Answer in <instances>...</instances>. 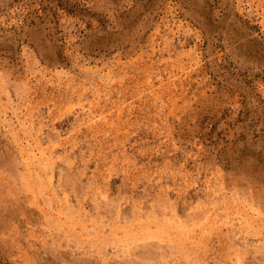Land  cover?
Instances as JSON below:
<instances>
[{
	"label": "rangeland",
	"instance_id": "1",
	"mask_svg": "<svg viewBox=\"0 0 264 264\" xmlns=\"http://www.w3.org/2000/svg\"><path fill=\"white\" fill-rule=\"evenodd\" d=\"M75 1L0 0V264H264V0H80L96 57Z\"/></svg>",
	"mask_w": 264,
	"mask_h": 264
},
{
	"label": "trees",
	"instance_id": "2",
	"mask_svg": "<svg viewBox=\"0 0 264 264\" xmlns=\"http://www.w3.org/2000/svg\"><path fill=\"white\" fill-rule=\"evenodd\" d=\"M65 4H59L60 9L66 12L73 18H76L78 21L73 23V31L77 34L78 39L74 43L77 46H81L84 50L85 56L96 57L101 54L107 56L111 53L109 45L115 44L117 48L122 46V40L120 34L124 28V16L127 11H121L119 5L115 4L110 8V11L113 12V22L108 13H97L85 7V4L76 0L73 3L64 2ZM58 9V8H57ZM57 9H51L42 7L41 11L33 10L29 11L26 14L18 16L20 23L16 26H13V32L17 36L22 34H35L40 30L46 31V36L51 38H56L53 46H59L57 41H62V36H57L59 31L58 17L60 14ZM115 23V24H114ZM61 47V45L59 46ZM63 50L56 49L54 54L45 56L44 61L48 64H62L66 65L70 63V58L62 54ZM14 60V59H13Z\"/></svg>",
	"mask_w": 264,
	"mask_h": 264
}]
</instances>
